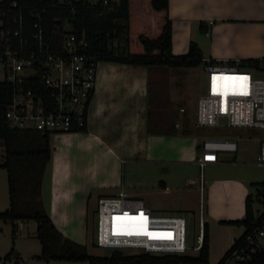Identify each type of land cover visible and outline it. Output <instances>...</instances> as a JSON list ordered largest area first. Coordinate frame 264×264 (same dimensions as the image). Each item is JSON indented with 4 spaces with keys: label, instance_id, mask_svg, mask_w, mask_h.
Instances as JSON below:
<instances>
[{
    "label": "crops",
    "instance_id": "1",
    "mask_svg": "<svg viewBox=\"0 0 264 264\" xmlns=\"http://www.w3.org/2000/svg\"><path fill=\"white\" fill-rule=\"evenodd\" d=\"M169 17L175 54L187 52L191 41H197L205 63L251 57L264 59V0H169ZM202 22L207 27L205 31L201 30ZM185 68L191 67L99 61L87 126L67 133H52L50 139L52 156L43 177L42 199L55 225L65 236L82 244L86 242L85 211L92 197L123 191L152 204L158 201L154 191L165 195L200 185L198 205L200 216L209 226L210 261L212 223L231 226L221 220L245 217L247 194L255 189L252 182L261 181L247 170L246 160L240 159L245 156L246 146L242 142L247 138L232 137L237 140V150L221 151L226 155L219 152L218 159L211 161L214 166L229 165L234 170L229 176L214 177L209 181L206 199L203 197L206 179L202 176L198 179L185 174L178 176L176 181L173 179L175 162L199 163L202 143L207 138L196 135L200 130H181L180 117L187 108L196 110L198 99H192V94L188 93L193 89L194 79L189 82ZM178 80L183 84H178ZM262 138L258 140L256 156ZM4 160L5 145L0 139V165ZM141 164L163 167L164 171L160 173L163 179L158 186L155 181L149 188L143 180L133 178L132 170ZM167 199L163 203L171 208L183 211L188 207L186 201H181L179 206L171 197ZM25 220L12 222L16 237L18 230L26 226ZM238 237L231 236L224 249ZM16 246L21 260L4 259L5 262L20 263L23 257L35 258L42 251L41 244L39 253L23 254L22 257L24 252L18 241ZM191 251L185 254L191 255ZM194 251L198 254L200 250Z\"/></svg>",
    "mask_w": 264,
    "mask_h": 264
},
{
    "label": "built area",
    "instance_id": "2",
    "mask_svg": "<svg viewBox=\"0 0 264 264\" xmlns=\"http://www.w3.org/2000/svg\"><path fill=\"white\" fill-rule=\"evenodd\" d=\"M10 26V21L0 16V59L5 64L2 81L12 85L5 112L7 122L50 134L84 129L100 61L98 54L89 49L87 33L76 31L72 21L64 20L58 37H48L40 22L34 24L35 30L27 37L22 14L18 27L11 30ZM205 69L207 88L197 99L196 124L264 128V74H259L262 69L242 66L239 59L206 63ZM236 150V139L207 137L199 163L204 166L216 161L219 152ZM256 163L264 167V138ZM204 226L200 216L196 243L189 245L183 213H154L142 198L120 191L98 198L95 243L111 250H136L135 253L185 254L201 249ZM263 247L264 223L251 230L245 245L235 248L230 259L251 260Z\"/></svg>",
    "mask_w": 264,
    "mask_h": 264
},
{
    "label": "trees",
    "instance_id": "3",
    "mask_svg": "<svg viewBox=\"0 0 264 264\" xmlns=\"http://www.w3.org/2000/svg\"><path fill=\"white\" fill-rule=\"evenodd\" d=\"M103 1L0 0V16L6 22L10 21L9 28L14 30L18 27V17L22 14L27 37L35 30L36 22H40L48 37H58L64 20H70L76 31L87 33L89 49L97 53L100 60L173 67H194L205 61L197 41H191L187 52L173 53L169 0H107L106 4ZM14 2L16 5H13ZM201 30H207L204 22L201 23ZM210 63H214V60ZM241 65L264 70V59L246 58L241 60ZM11 97L12 85L7 81H0V139L5 145V160L0 166L8 172L10 199V206L0 211V218L10 219L12 222L17 219L37 221L36 236L42 244V251L35 258L47 261H88L89 264H211L207 222L204 226V243L196 256L129 253L117 249L108 254L94 255L89 253L85 244L65 236L55 225L42 199L43 177L52 156L51 134L36 128L11 126L5 117ZM252 185L255 191L247 194L245 217L221 220L224 223L244 225L245 231L235 239L217 264H226L232 251L245 245L251 230L264 223V210L255 208L256 202L264 205V180L252 182ZM12 237L15 242V226ZM4 259L19 262L21 256L13 246ZM246 262L264 263V247Z\"/></svg>",
    "mask_w": 264,
    "mask_h": 264
},
{
    "label": "rangeland",
    "instance_id": "4",
    "mask_svg": "<svg viewBox=\"0 0 264 264\" xmlns=\"http://www.w3.org/2000/svg\"><path fill=\"white\" fill-rule=\"evenodd\" d=\"M206 63L202 61L198 66L185 68L184 73L186 74L189 82L192 83V90L188 93L192 94V99L198 97L200 94L206 92L207 88V71L205 69ZM5 64L0 59V81L4 79ZM177 71V70H176ZM180 73L183 74L182 71ZM264 74V70L259 73ZM175 76V74H174ZM177 77V76H175ZM179 81V80H178ZM197 82V83H196ZM178 84H183L179 81ZM191 91V92H190ZM195 112L193 108H187L180 117L181 130L189 129L198 131L199 138L204 137H236L241 139L242 137L247 138L242 143L246 146L244 151L245 156L240 157L241 160H246V168L251 171L257 180H264V167L258 166L256 163L255 149L259 143V139L264 137V128H249V127H233V126H205L198 128L195 121ZM244 149V147H243ZM220 155H226V153L221 152ZM212 162H207L205 166H200L196 162H188L186 164L174 163L173 166V179L176 181L178 176H183L185 174L200 178L201 176L206 179L204 184V194L203 197L207 196V190L209 186V181L214 177H224L229 176L233 168L228 166H214ZM226 163V162H224ZM228 164V163H226ZM163 167L154 164H141L140 167H134L132 170L133 178L136 180H143L149 188L157 183L159 185L160 180L163 179L160 174ZM8 173L5 168H0V211L6 210L9 207V193L7 185ZM152 184V185H151ZM254 187V186H253ZM255 191V189H253ZM157 200L156 202L148 203L145 201L147 206L157 214H173V213H183L187 219V242L189 245L196 243V235L199 230V220H200V210H199V196H200V185H194L183 190H173L172 193L160 195V193L155 192ZM168 197H171L177 205L180 206L181 201H186L188 207L179 211L175 207L167 206L163 203ZM98 196L92 197L89 201V206L87 211H85V219L87 225L86 242L89 253L94 255H104L110 253L112 250L108 248L99 247L95 243L96 236V204ZM168 200V199H167ZM255 208L259 211L264 210V205L262 203H256ZM207 217V214H206ZM26 226L17 232V237L15 238V243L13 242L12 231L13 223L10 219L0 218V264H89L88 261H70V260H39L31 257H23V254H32L34 252H40V240L36 237V227L37 221L35 219H26ZM244 226H239L232 224L231 226H221L220 222H213L211 226V238H212V249L210 252V262L212 264H217L220 258L223 256L224 252L229 248L224 249V246L228 243L231 236H240L243 232ZM18 241L19 246L22 248L23 252L21 255L23 260L20 263L15 262H5L4 255L14 246ZM230 246V245H229ZM131 251L129 253H135L136 250H123ZM21 253V252H20ZM191 255H196L197 251L192 250ZM182 264H205V263H182ZM226 264H253L246 261L239 260L237 258H231ZM264 264V263H259Z\"/></svg>",
    "mask_w": 264,
    "mask_h": 264
},
{
    "label": "bare ground",
    "instance_id": "5",
    "mask_svg": "<svg viewBox=\"0 0 264 264\" xmlns=\"http://www.w3.org/2000/svg\"><path fill=\"white\" fill-rule=\"evenodd\" d=\"M214 89H216V87H214Z\"/></svg>",
    "mask_w": 264,
    "mask_h": 264
}]
</instances>
